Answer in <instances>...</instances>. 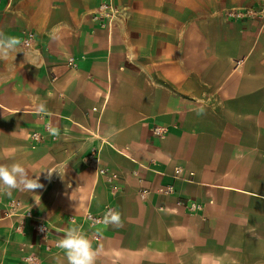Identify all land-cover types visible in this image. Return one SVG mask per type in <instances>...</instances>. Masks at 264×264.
<instances>
[{"label":"crops","instance_id":"1","mask_svg":"<svg viewBox=\"0 0 264 264\" xmlns=\"http://www.w3.org/2000/svg\"><path fill=\"white\" fill-rule=\"evenodd\" d=\"M259 2L0 0V33L34 34L0 59V165L43 185L0 194V264H67L70 227L96 264H264V18L226 15ZM106 205L121 226L80 223Z\"/></svg>","mask_w":264,"mask_h":264},{"label":"clouds","instance_id":"2","mask_svg":"<svg viewBox=\"0 0 264 264\" xmlns=\"http://www.w3.org/2000/svg\"><path fill=\"white\" fill-rule=\"evenodd\" d=\"M53 38L58 39L55 35ZM23 43L18 37L0 33V59H6L11 52L17 51ZM34 111L38 115L47 114L46 104L40 103ZM50 134L57 135V129H50ZM47 173L48 177L51 178L53 172L47 171ZM41 188L43 185L40 183V174L35 175V178L30 177L21 163L0 165V194L11 195L13 190L35 192ZM103 222L108 225L121 226V214L116 210L109 209L103 217ZM56 246L66 255L67 264H96L99 249L93 248L92 242L78 227L67 229L64 236L57 241ZM25 264H33V257H26Z\"/></svg>","mask_w":264,"mask_h":264},{"label":"built area","instance_id":"3","mask_svg":"<svg viewBox=\"0 0 264 264\" xmlns=\"http://www.w3.org/2000/svg\"><path fill=\"white\" fill-rule=\"evenodd\" d=\"M100 8L104 9V14L101 17H108L111 18L113 16V13L116 11L114 7L109 3H102L100 5ZM226 15L228 17L238 18V19H247L255 16H260L264 18V0H260L258 8L254 7H241V8H231L227 10ZM34 39V34L31 31H24L23 36L21 40L24 42L23 44L26 47L32 46V41ZM69 65H73V59L70 57L67 62ZM163 132V127H155L154 133L160 134ZM32 137L36 138V133L32 135ZM180 169L175 170V176H178ZM98 172L102 175L106 176V180L108 182H112L117 175L115 173H109L107 168H98ZM117 189V186L113 185L111 187V191H115ZM163 193H167L171 191V187H166L165 189H161ZM1 201V197H0ZM177 205L185 206L190 211H196L200 209V205L197 204L194 200H186L183 201L181 199H178L176 201ZM113 209L112 206L106 205L102 212L99 213H93L91 211H86L80 220V223L84 222L89 224L90 226L100 224L103 222V217L105 213L109 210ZM24 216L28 218H32V214L28 209H25L24 205L19 200H11L8 204L4 206L1 212V216L3 217H14V216ZM35 220L32 223V227L35 231V233L39 236H46V234L50 231L51 226L47 225L42 218L36 217ZM67 220L71 223L76 222V218L74 216H69ZM21 226H17L19 229ZM57 245V242L54 243ZM33 257V264H37V258L34 255H29ZM28 257V256H27Z\"/></svg>","mask_w":264,"mask_h":264}]
</instances>
